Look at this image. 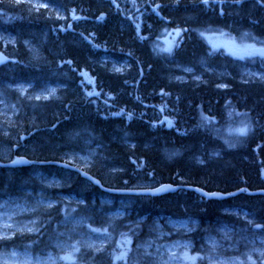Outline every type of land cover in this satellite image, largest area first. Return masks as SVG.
<instances>
[{
  "label": "trees",
  "instance_id": "1",
  "mask_svg": "<svg viewBox=\"0 0 264 264\" xmlns=\"http://www.w3.org/2000/svg\"><path fill=\"white\" fill-rule=\"evenodd\" d=\"M36 1L38 6L0 0V31L13 39L4 48L13 62L0 66V94L15 111L14 127L0 122V144L13 138L15 155L43 162H64L66 154L90 148L93 161L83 170L106 188L168 183L221 193L264 189V82L241 80L231 60L205 43L208 35L226 34L264 47V0ZM175 32V63L229 69L231 76L173 81L159 44L163 33ZM111 60H125L129 69L113 73ZM45 82L61 86L57 98L37 101L7 89H36ZM238 121L248 123V132L226 136L224 129ZM35 175L56 178L58 188L49 190ZM76 175L52 165L0 168V201L27 195L53 201L28 214L34 222L30 233L1 241V255L10 242L32 253L53 251L56 243L75 238L72 220L109 235L98 252L79 247V264H154L142 246L164 218L193 221L187 239L198 256L205 251L204 237L219 223L232 226L238 237L250 231L218 210H246L264 232V196L207 200L191 190L133 196L134 203L112 220L99 201L122 196L105 194ZM165 230L174 240L182 238ZM120 247L126 255L118 260Z\"/></svg>",
  "mask_w": 264,
  "mask_h": 264
},
{
  "label": "rangeland",
  "instance_id": "2",
  "mask_svg": "<svg viewBox=\"0 0 264 264\" xmlns=\"http://www.w3.org/2000/svg\"><path fill=\"white\" fill-rule=\"evenodd\" d=\"M27 1H31L30 3L33 6L39 5L36 0ZM58 18L63 20L60 14ZM160 40L159 48L168 59L166 63L174 71L172 75L173 81L178 83L201 81L204 75L209 76L211 80L220 81L222 78L231 76V72L227 69L201 67L199 70H196L194 67L175 63L176 61L172 59V55L178 40L177 32L174 34L163 33ZM25 41H23L24 45ZM11 43H13L11 34L0 31V45L2 46L0 49L4 50L5 46ZM205 43L218 54L230 58L232 66L237 71L241 80L264 82V62L261 59H254L246 54L245 50L253 47L250 42L236 40L226 34H212L205 37ZM169 48L171 49L170 51L165 50ZM29 53L34 60L38 58L36 49H33L32 46L29 49ZM240 56L244 58L241 59ZM106 61L104 59L100 62L105 63ZM109 65L111 72L116 74L123 73L129 69V65L125 60H111ZM42 85L36 89L27 85H9L7 89L16 91V93H19L24 98L37 101L58 97V90L61 87L59 84L45 82ZM14 117V106L10 102V99L0 94V122L8 128H12L15 123ZM245 128L248 132V123L238 121L232 126L225 128L223 132L226 136L238 138L242 136L239 134V130ZM3 137H6V134ZM9 141V143L3 142L0 144V159L4 162L11 161L9 144L13 143L14 139L9 138ZM92 153L93 150L88 148L84 154L69 153L62 159L65 163L85 169L93 161V158L91 159L90 156ZM197 157V162L202 163L201 156ZM36 175L35 178L38 179V182L49 190L58 188L59 182L57 180ZM151 185L139 184L135 190L149 189L153 187ZM99 203L107 207V217L114 220L123 215L125 207H130L134 203V198L133 196L118 198L103 196ZM51 205H53L52 200L45 201L37 195H33L32 197H28L27 195L26 198L23 196L20 199L10 198L9 200L0 201V244L2 240H10L17 233H30L34 222L28 218V214L38 207ZM218 211L221 215L229 214L233 218L237 217L235 219H238L241 223L247 224V228H250L248 234L238 237L237 232L232 226L219 223L210 229L204 237L205 251L204 254L198 256L191 254L190 242L187 239V235L194 229L195 224L193 221L188 218L179 220L164 218L158 220L157 232L154 236L146 239L142 247L149 252V255L154 260V264H264V232L260 225L255 223L246 210L221 209ZM68 224L76 229L75 238H71L70 242H66L65 240L60 241L58 242L59 244L56 243L54 245L53 251L43 253H32L10 242L9 245L12 246H9L8 251L2 255L0 252V264H79L74 258V253L79 247L98 252L109 242V235L106 230L90 227L78 220L69 221ZM165 228L172 229L182 238L174 240L170 234H166ZM251 235L255 236L250 238L249 236ZM1 247L4 248L5 246L0 245ZM119 250L120 252L116 253L114 257H118L123 253L122 247ZM185 253L188 257H195V260L185 259ZM68 256L71 257V260L63 259V257Z\"/></svg>",
  "mask_w": 264,
  "mask_h": 264
},
{
  "label": "water",
  "instance_id": "3",
  "mask_svg": "<svg viewBox=\"0 0 264 264\" xmlns=\"http://www.w3.org/2000/svg\"><path fill=\"white\" fill-rule=\"evenodd\" d=\"M253 49H261V48H252L249 49L253 50ZM260 56V55H257ZM262 58H264V56H260ZM7 61V58L0 52V64L5 63ZM45 164H49V165H54V166H58L61 168H65L68 169L70 171L76 172L77 174H79L83 179L87 180L90 184L98 187L102 192L108 193V194H116V195H146V196H160L166 193H173L179 189H185L186 187H180V186H173L170 184H163L160 185L158 187L152 188V189H143V190H118V189H107L101 186V184L99 183L98 180L94 179L93 177H91L90 175L86 174L85 172L71 166V165H67L64 163H58V162H37V161H28L24 158H20V157H15L11 162L9 163H1L0 162V167H4V168H9V167H21V166H30V165H45ZM192 189L196 192H198L199 194H201L202 196H204L207 199H219V200H223V199H227L231 196H235L238 195L240 193H245L246 195H250V196H254V195H259V196H264V189L262 190H256V191H248L246 189H239L236 190L234 192H230V193H207L204 192L200 189H196V188H189Z\"/></svg>",
  "mask_w": 264,
  "mask_h": 264
},
{
  "label": "snow or ice",
  "instance_id": "4",
  "mask_svg": "<svg viewBox=\"0 0 264 264\" xmlns=\"http://www.w3.org/2000/svg\"><path fill=\"white\" fill-rule=\"evenodd\" d=\"M165 50L166 51H170L171 49L169 48V49H165ZM245 51H246V54L247 55H260V56H264V48H261V49H253V50H250V51L249 50H245ZM233 54H236V53H233ZM240 58L243 59L244 57L243 56H240ZM169 123H171V122H169ZM246 132H247V129L246 128L239 130V134L240 135H245ZM125 255H126V253H121V255L117 257V259L118 260L123 259ZM173 255H175V254H173ZM184 258L187 259V260H192V261L195 260V257H188L186 253H185ZM63 259H65V260H71V257L70 256L63 257Z\"/></svg>",
  "mask_w": 264,
  "mask_h": 264
},
{
  "label": "bare ground",
  "instance_id": "5",
  "mask_svg": "<svg viewBox=\"0 0 264 264\" xmlns=\"http://www.w3.org/2000/svg\"><path fill=\"white\" fill-rule=\"evenodd\" d=\"M98 18H100V19H104V18H105V14H100ZM231 23H232V22H231ZM97 62H98V61H97ZM121 74H122V73H121ZM121 74H120V75H121ZM27 83H28V82H27ZM46 83H47V82H46ZM41 85H42V84H41ZM42 86H43V85H42ZM37 87H38V86H37ZM60 88H61V87H60ZM62 89H64V87H63ZM62 89H61V90H62ZM57 96H58V95H57ZM52 99H53V98H52ZM38 101H39V100H38ZM44 101H46V100H44ZM47 101H48V100H47ZM30 120H31V119H30ZM33 120H34V118H33ZM31 124H32V123H31ZM25 143H26V142H25ZM22 147H23V146H22ZM25 148H26V147H25ZM20 149H21V148H20ZM20 149H19V150H20ZM23 149H24V148H23ZM26 151H27V150H26ZM18 152H19V151H18ZM18 152H17V153H18ZM15 154H16V153H15ZM64 155H65V154H64ZM44 161H45V160H44ZM58 161H59V160H58ZM67 164H68V163H67ZM30 167H31V166H30ZM52 167H53V166H52ZM37 168H38V167H37ZM76 176H78V175H76ZM93 178H94V177H93ZM55 179H56V178H55ZM83 181H84V180H83ZM167 184H168V183H167ZM88 185H89V184H88ZM156 186H157V185H156ZM93 187H94V186H93ZM134 188H135V187H134ZM140 188H141V187H140ZM149 189H150V188H149ZM136 190H137V189H136ZM229 208H230V207H229ZM222 213H223V212H222ZM220 214H221V213H220ZM226 214H227V212H226ZM228 215H229V214H228ZM228 215H227V216H228ZM231 218H232V217H231ZM235 218H237V217H235ZM232 233H233V232H232Z\"/></svg>",
  "mask_w": 264,
  "mask_h": 264
}]
</instances>
